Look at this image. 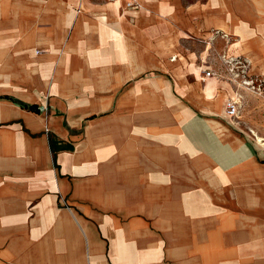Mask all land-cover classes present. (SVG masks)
I'll use <instances>...</instances> for the list:
<instances>
[{"label":"crops","instance_id":"obj_1","mask_svg":"<svg viewBox=\"0 0 264 264\" xmlns=\"http://www.w3.org/2000/svg\"><path fill=\"white\" fill-rule=\"evenodd\" d=\"M240 2L0 0V264H264V171L179 101Z\"/></svg>","mask_w":264,"mask_h":264},{"label":"rangeland","instance_id":"obj_2","mask_svg":"<svg viewBox=\"0 0 264 264\" xmlns=\"http://www.w3.org/2000/svg\"><path fill=\"white\" fill-rule=\"evenodd\" d=\"M240 1L239 6L244 14L252 11L258 14L255 26L259 29L246 30L253 34L251 38L243 30H225L219 41L215 37L220 36V31H215L216 36L212 38L215 45L210 42L212 53L201 59L196 58L191 67L188 66L196 70L190 80L199 81V85L195 91L179 97L181 104L196 114L203 116L202 113H209L207 118L221 123L222 126H212L210 159L216 168L214 170L222 171L228 180L236 173L238 166L230 153L215 151L220 145L230 149L246 145L260 164L261 172L264 171V0ZM8 17H11V11H8ZM207 72L211 75L208 76ZM213 78L218 82L214 85V92L208 96L205 89ZM233 101L237 114L231 118L227 105ZM42 112L47 116L46 109H42ZM213 193L232 201L238 197L235 190L229 189L213 190ZM126 226L117 222L116 233H123Z\"/></svg>","mask_w":264,"mask_h":264},{"label":"trees","instance_id":"obj_3","mask_svg":"<svg viewBox=\"0 0 264 264\" xmlns=\"http://www.w3.org/2000/svg\"><path fill=\"white\" fill-rule=\"evenodd\" d=\"M3 99H6V100H9V101L13 102L15 105L21 107L23 110H26V111H29V112H33V113H36V114L41 113V110L35 104H26V103L20 102V101L14 99L12 97H9V96L0 97V100H3ZM92 118H94V117H92Z\"/></svg>","mask_w":264,"mask_h":264},{"label":"built area","instance_id":"obj_4","mask_svg":"<svg viewBox=\"0 0 264 264\" xmlns=\"http://www.w3.org/2000/svg\"><path fill=\"white\" fill-rule=\"evenodd\" d=\"M132 5L130 4L129 7H131ZM207 75L210 76L211 73L210 72H207ZM227 110H228V115L232 118L234 117L236 114H237V107H236V103L233 101V102H230L228 103L227 105Z\"/></svg>","mask_w":264,"mask_h":264}]
</instances>
